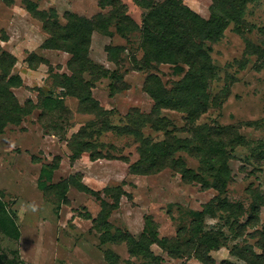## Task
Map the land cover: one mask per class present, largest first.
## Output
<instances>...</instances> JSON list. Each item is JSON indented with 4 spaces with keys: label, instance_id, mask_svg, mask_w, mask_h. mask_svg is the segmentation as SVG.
I'll return each instance as SVG.
<instances>
[{
    "label": "rangeland",
    "instance_id": "374dc122",
    "mask_svg": "<svg viewBox=\"0 0 264 264\" xmlns=\"http://www.w3.org/2000/svg\"><path fill=\"white\" fill-rule=\"evenodd\" d=\"M31 1L39 9L54 8L61 22L65 11L90 17L101 10L98 0ZM119 1L125 4L129 17L140 25L145 9L135 0ZM181 1L200 16H209L211 0ZM139 35L135 31L124 37L114 26L107 34L92 33L90 58L110 75L94 81L91 95L107 111L106 118L114 126H125L126 115L132 108L141 113L151 112L153 100L144 89L147 75L156 74L167 89L183 75L168 64H157L147 70L133 68L141 63ZM45 38L41 22L29 14L24 0H0V48L15 56L11 72L22 80V86L12 90L20 105L29 99L37 106L20 123L6 124L0 133V198L13 212L19 232L18 239L0 232V252L7 259L2 262L8 264L14 259L17 264H204L196 254L203 253L211 264L222 261L245 264L231 254L232 247L247 246L260 253L257 244L261 243L258 232L264 226V157L257 155H264V63L247 48V43L257 46L264 38V0L247 5L239 32L230 24L218 41L208 44L215 76L208 83L209 107L195 124L231 127L245 142L230 153L227 160L230 181L223 193L212 187L202 188L195 182L186 183L168 167L148 175L128 173V164L138 158L137 143L128 134L100 132L93 141L114 146L112 152L126 157L129 163L122 159L90 160L87 152L70 161L67 140L81 126L99 119L69 96L63 98L67 110L60 117L52 114L39 118L38 89L46 96L60 95L63 88L53 83L51 73L70 74L66 67L68 53L39 48ZM108 45L123 48L118 63L107 59ZM32 52L47 62L30 68L26 58ZM133 57L137 62H133ZM110 85H114V90L110 91ZM159 115L168 119V129H175V136H191L190 132L181 131L188 128L185 113L163 108ZM99 127L100 124L91 126L90 131ZM142 132L155 139L163 136V132L153 131L149 124ZM178 155L186 165L198 167L195 158L186 153ZM51 163H57V167L51 179L45 180L41 171ZM75 174L98 197L77 189L71 179L67 180L64 202L53 191L45 195L39 187L41 180L57 183ZM105 187L125 192L118 207L105 218L107 226L100 225L101 208L104 203L111 205L113 200L104 193ZM223 199L231 203L232 210L219 209ZM239 205L243 206L241 214ZM146 216L158 237L168 239L175 256L157 243L149 245L151 255L144 257L130 252L123 236L130 233L139 240ZM197 216L201 233L217 236V248L206 250L197 246L191 223Z\"/></svg>",
    "mask_w": 264,
    "mask_h": 264
},
{
    "label": "trees",
    "instance_id": "16d2710c",
    "mask_svg": "<svg viewBox=\"0 0 264 264\" xmlns=\"http://www.w3.org/2000/svg\"><path fill=\"white\" fill-rule=\"evenodd\" d=\"M135 1L145 9L140 25L129 17L125 4L119 0H98L97 4L101 10L90 17L65 11L63 13L64 22L59 20L54 8L39 9L36 2L24 0L26 10L41 22V29L46 33V38L39 48L60 50L69 54L66 67L70 74L51 73L53 83L63 88L61 94L46 96L38 89V107L41 109L39 118L44 119L45 116L52 114L60 117L67 110L63 102L64 96L74 97L85 112L94 114L99 121L81 126L67 140L71 151L70 161L76 160L83 152H87L90 160L106 158L122 159L128 162L126 157H118L112 152L115 150L114 146L93 141L94 135L97 136L100 132L113 131L117 134H128L137 143L138 153L136 161L128 162V173L148 175L158 173L168 167L180 174L181 179L186 183L195 182L202 188L212 187L223 193L230 181L227 164L230 153L237 145H243L245 142L242 136L231 127L195 124V121L209 107L208 83L215 76V65L210 57L211 47L208 44L218 41L230 24L233 25L234 31L239 32L244 24L247 5L256 0H211L210 13L207 18L191 10L181 0ZM111 26H114L117 32L124 37L127 33L139 31V47L142 50V57L141 63L133 68L147 70L157 64H168L174 67L176 73L183 72L181 78L173 82L170 89L165 87L156 74L147 75L144 80V89L153 100L152 110L149 113H141L132 108L126 115L127 123L123 127L111 125L106 118L107 111L91 95L94 81L110 75L107 69L90 58L92 33L99 31L107 34ZM247 48L252 53H256L261 63H264V38L257 46L248 42ZM122 49L117 45L106 46L107 59L118 63ZM26 62L30 68H35L40 62L46 63L47 61L32 52L27 56ZM133 62H137L135 57H133ZM15 63V56L0 48V133L3 132L6 124L20 123L32 112V109L37 107L29 99L22 105L16 99L12 89L22 86V80L18 74L11 72ZM113 75H111L112 78L115 77ZM112 90H114V85H110V91ZM163 108L185 113L188 128L181 131L190 132L191 136H175V129H168L170 126L168 119L159 115ZM96 124H100L99 129L90 131V127ZM146 124H149L153 131L163 132V136L159 139L145 136L142 128ZM179 153H186L195 158L199 163L198 167L194 169L186 165L179 155L176 156ZM262 157H264L263 154L257 155V158ZM56 167L57 163L44 166L41 176L45 180H50L52 171ZM41 176L39 179L42 178ZM70 179L77 189L98 197L97 192L79 181L78 174L70 175L68 179L51 184L41 180L39 187L45 195L53 191L58 200L62 199L64 202L68 188L67 180ZM104 191L113 200L111 205L104 203L105 206L101 208L103 213L100 215V225L107 226L105 218L118 207L119 198L125 195V192L121 188L115 191V188L109 187H105ZM219 204L221 210H232L230 208L233 206L226 199L221 200ZM253 208L256 211L255 206ZM242 210L243 206L239 205L238 213L241 214ZM198 218L197 216L191 221L194 224L192 230L197 239V246L202 249L206 248V250L217 248L219 244L217 236L201 233L202 228ZM92 223L95 225L96 219H93ZM0 232L15 239L19 237L14 214L1 198ZM258 234L261 239V243L257 244L260 253L254 252L247 246H235L232 247L231 254L242 259L245 264H264V226ZM123 237L126 238L129 250L133 254H142L144 257L151 255L148 247L152 243H157L163 249L168 250L171 256H175L168 245V239L158 237L148 217L145 219L139 240L130 233H126ZM196 254L204 264H211L212 261L206 254ZM4 260L7 259L0 252V264H4L2 262ZM7 263L17 264L14 259ZM221 264L234 263L222 261Z\"/></svg>",
    "mask_w": 264,
    "mask_h": 264
}]
</instances>
